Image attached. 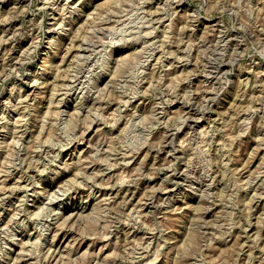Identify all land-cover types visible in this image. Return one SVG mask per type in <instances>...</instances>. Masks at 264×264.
<instances>
[{"label":"rangeland","instance_id":"374dc122","mask_svg":"<svg viewBox=\"0 0 264 264\" xmlns=\"http://www.w3.org/2000/svg\"><path fill=\"white\" fill-rule=\"evenodd\" d=\"M0 264H264V0H0Z\"/></svg>","mask_w":264,"mask_h":264},{"label":"bare ground","instance_id":"6f19581e","mask_svg":"<svg viewBox=\"0 0 264 264\" xmlns=\"http://www.w3.org/2000/svg\"><path fill=\"white\" fill-rule=\"evenodd\" d=\"M196 104V103H195ZM174 133V132H173ZM184 141V140H183ZM191 186V185H190Z\"/></svg>","mask_w":264,"mask_h":264}]
</instances>
